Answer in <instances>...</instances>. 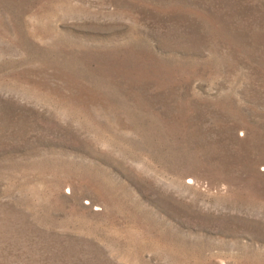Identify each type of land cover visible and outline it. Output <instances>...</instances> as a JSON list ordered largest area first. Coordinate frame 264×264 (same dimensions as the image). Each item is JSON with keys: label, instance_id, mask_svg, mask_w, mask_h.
Listing matches in <instances>:
<instances>
[{"label": "rangeland", "instance_id": "rangeland-1", "mask_svg": "<svg viewBox=\"0 0 264 264\" xmlns=\"http://www.w3.org/2000/svg\"><path fill=\"white\" fill-rule=\"evenodd\" d=\"M0 264H264V0H0Z\"/></svg>", "mask_w": 264, "mask_h": 264}]
</instances>
